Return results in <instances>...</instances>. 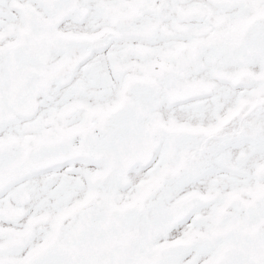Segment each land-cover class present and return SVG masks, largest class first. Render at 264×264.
Returning a JSON list of instances; mask_svg holds the SVG:
<instances>
[{"label": "snow or ice", "instance_id": "snow-or-ice-1", "mask_svg": "<svg viewBox=\"0 0 264 264\" xmlns=\"http://www.w3.org/2000/svg\"><path fill=\"white\" fill-rule=\"evenodd\" d=\"M0 264H264V0H0Z\"/></svg>", "mask_w": 264, "mask_h": 264}]
</instances>
